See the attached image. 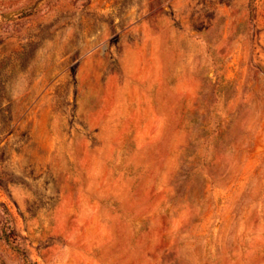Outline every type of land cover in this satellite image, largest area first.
I'll list each match as a JSON object with an SVG mask.
<instances>
[{
    "label": "rangeland",
    "instance_id": "374dc122",
    "mask_svg": "<svg viewBox=\"0 0 264 264\" xmlns=\"http://www.w3.org/2000/svg\"><path fill=\"white\" fill-rule=\"evenodd\" d=\"M0 264H264V0H0Z\"/></svg>",
    "mask_w": 264,
    "mask_h": 264
}]
</instances>
